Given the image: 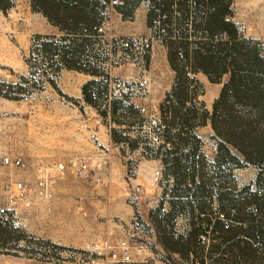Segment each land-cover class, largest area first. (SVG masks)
<instances>
[{
    "label": "trees",
    "instance_id": "trees-1",
    "mask_svg": "<svg viewBox=\"0 0 264 264\" xmlns=\"http://www.w3.org/2000/svg\"><path fill=\"white\" fill-rule=\"evenodd\" d=\"M33 1L64 29L59 37L33 36V45L49 59L53 73L66 68L101 74L98 67L88 62L92 55L99 64L100 50L91 53L87 49L99 42L94 35L102 21L100 1ZM194 1L193 9L188 0L177 1L176 20L183 27L192 10L194 27L206 29V40L163 42L168 63L175 72L174 86L165 96L172 101L164 132L170 146L160 145L156 150L151 147L155 152L151 157L161 160L162 177L171 183L163 189L158 206L148 213V220L167 251L186 256L195 252L190 250V242L196 245L198 236L211 234L212 244L206 254L211 264H264V47L237 36L233 22L225 20L230 0H206L208 8L199 20V2ZM150 2L155 4L156 0ZM173 2H162L169 17H173ZM10 6V0H0V12L5 13ZM149 14L151 21L152 11ZM24 61L30 70L29 58L24 57ZM195 72L205 74L211 83H221L222 76L228 75L210 113L199 114L193 104L185 106L195 96H190L193 79L189 77V73ZM26 82L21 76L20 83L15 85L0 83V96L22 98L30 92H23L22 84ZM82 94L88 104L105 114L106 109L101 108L108 94L106 80L88 81ZM120 106V101H112V113ZM197 118L200 124L209 122L211 137L217 142L212 160L200 149L202 143L195 133ZM118 133L122 132L111 129L115 141L120 138ZM248 166L256 169L255 179L238 187L233 172ZM165 203L168 209L163 208ZM179 215H185L189 225L185 235L174 231ZM8 229L0 227V232L10 234Z\"/></svg>",
    "mask_w": 264,
    "mask_h": 264
},
{
    "label": "rangeland",
    "instance_id": "rangeland-1",
    "mask_svg": "<svg viewBox=\"0 0 264 264\" xmlns=\"http://www.w3.org/2000/svg\"><path fill=\"white\" fill-rule=\"evenodd\" d=\"M229 7L235 19L246 26L244 37L257 41L264 47V0H231ZM2 38L9 40L8 35H3ZM8 52L0 46V54ZM17 55L29 58L30 70L23 75L27 82L22 84V87L23 92H30L23 94L18 100H8L0 96V204L3 203V185L10 178L14 183L33 184L39 163L64 162L33 158L35 151H42L44 147L55 150L57 147L54 146L57 145L51 144L49 147L48 144H43L42 129L34 127L32 106L40 103L53 105L68 100L69 97L63 91L74 84V81H70L72 85H68V81L62 76V69L58 73H53L49 59L40 54L36 44L33 45V36L29 46L20 48ZM98 56L100 57L98 68L101 71L106 54L100 50ZM151 56L153 49L147 57L133 62L132 65L140 68L139 76H145L149 80L145 102L156 104L158 99L164 96L163 93L157 94V89L167 87L171 77L160 64H155L153 68L148 66V57ZM181 60L180 57V67ZM20 77L0 68V83L15 85L20 83ZM189 77L193 79L190 96L196 95L195 101H198L202 111L210 113L212 88L220 87L228 79V75L221 79L219 85L218 83L209 85L207 82L204 84L198 76ZM152 85L155 93L150 90L148 103L149 88ZM198 95L199 100H196ZM196 132L201 138H199L202 143L201 151L205 157L212 160L217 142L211 137L213 132L209 122L205 121ZM118 134L120 138L110 148L108 164L113 158H117L124 165L126 173L124 176L121 175L120 166H117L112 179V199H106V194L99 191L97 186L103 182L100 177L106 174L108 164L101 170L90 168L82 178H75L73 175L57 177L50 198L36 197L32 200L33 215L24 218L22 228L11 229L10 234L7 231L0 232V253L10 241L19 242V246L3 252L0 264H133L122 261L119 246L123 242L130 247L131 258L138 260L139 264H211L210 258L206 257L208 247L212 244L211 234L198 236L196 245L190 242L188 244L189 247L192 246L190 250L195 252L186 256L166 250L154 225L146 216L147 212L156 208L161 201L159 198L161 194H156V191L160 190L156 189L155 184L150 187L146 181V173L144 181L137 179L138 176L140 179L143 176V173L139 172V164L142 163V166L154 163V160L148 159L155 152L146 144L125 137L122 133ZM101 150L104 148H98L93 153L85 155ZM11 152L18 153L17 155L25 162L24 169L3 165L2 159L6 156L12 157ZM76 156L79 155L73 157ZM233 173L240 187L255 179L256 169L248 166L235 169ZM66 177L67 181L60 187L62 190H59L58 194L55 193L53 191L55 184ZM124 180L129 184V192L135 187L140 188L142 193L138 201L131 202L128 191V194H124L123 187L126 185ZM161 183L164 189L170 185L171 180L162 177ZM128 205L135 209L130 219L125 215ZM167 207L165 203L163 208L168 209ZM140 213H143L145 218L143 216L138 218ZM188 227L185 215L176 217L174 231L185 235Z\"/></svg>",
    "mask_w": 264,
    "mask_h": 264
},
{
    "label": "crops",
    "instance_id": "crops-1",
    "mask_svg": "<svg viewBox=\"0 0 264 264\" xmlns=\"http://www.w3.org/2000/svg\"><path fill=\"white\" fill-rule=\"evenodd\" d=\"M102 6V21L100 25H104L105 32L111 33L115 36H131V35H143L148 31L150 24V12L149 5L150 0H123V4L113 5L109 4L110 0H98ZM11 6L5 13L0 12V46L7 49L8 54H0V68H4L10 72L23 76L28 72V66L24 61V58L19 57V51L22 47H28L32 36L34 35H49L59 37L64 33V29L59 24L53 23L34 3L33 0H10ZM199 6H197L198 20L208 8L206 0H198ZM92 7V6H91ZM197 20V21H198ZM225 20H230L235 25L237 36H245L246 26L239 23L233 16L231 7L228 6V14L225 16ZM99 25V26H100ZM244 26V32H241L240 28ZM3 35H8L9 40L3 39ZM103 41H99L94 46L87 47L91 53L95 50H103ZM104 51V50H103ZM166 47L163 43H156L153 46V56L148 57V66L151 68L155 64L162 65L163 69L170 73L171 81L167 87H159L157 94L163 93V98L158 99L156 104H159L166 94L170 92L174 86L175 72L171 69L167 59ZM89 64L94 68L98 67V62L95 61L92 55L88 57ZM101 74H90L88 72L78 71L74 69H62V76L68 81V90H64L63 93L69 97L58 104L40 103L32 106V118L34 121V127L42 129L43 144L57 145L53 149L43 148L42 151H35L33 158H42L46 161L58 160L66 161L75 155H85L93 153L98 148H111L112 144L117 143L112 138L111 129H109L103 120L98 119V116L105 115L108 110L102 106L101 109H106L105 114L99 112L95 106L88 104L82 94V87L85 83L91 80H108L110 77H123L126 79H135L139 77L140 68L135 65L127 64L122 66H110L107 56L104 57L102 63ZM190 76H198L200 81L204 84L206 82L209 85H217V83L209 82L207 76L202 72L189 73ZM227 75V74H225ZM223 75L222 78L225 76ZM221 78V79H222ZM108 82V81H107ZM224 83V82H223ZM219 85V83H218ZM223 85V84H222ZM212 88L211 105L218 97L221 87ZM109 87V85H108ZM150 90H153V85L149 88L148 103L150 97ZM162 94V95H163ZM196 96V95H195ZM199 95L196 100H199ZM9 100V99H8ZM206 101V99H205ZM193 106L200 114L203 110L198 103L194 102ZM208 110V109H207ZM105 111V110H104ZM138 114L136 112H130L128 117H122L118 119L114 117L117 123H123L125 126L130 125ZM200 119L197 118L195 127L199 128ZM205 125V124H204ZM116 131H123L116 129ZM197 133V132H196ZM39 135V134H38ZM199 136V135H198ZM200 138V136H199ZM201 139V138H200ZM12 157H19L15 152H11ZM112 160V159H111ZM148 160H154L152 164H139V172L143 173L142 179L137 177L138 180L144 181L145 173L147 182L150 187L155 184L156 194H161L162 198V172L163 165L159 158L150 157ZM105 169V175L101 176L102 183H98L99 191L106 194V199L111 200L113 194L112 179L114 178V172L119 165V173L124 176L126 169L124 165L117 158H113ZM5 168V167H4ZM7 168V167H6ZM75 177V176H73ZM77 178V177H75ZM82 178V177H78ZM144 179V180H143ZM69 180V179H68ZM67 181V177L59 180L54 186L55 193H59L62 190L60 187ZM125 186L123 187L124 194L129 192V184L127 180H124ZM145 186V185H144ZM148 190L147 186H145ZM135 209L128 205L126 210V218H132ZM148 213L146 216L148 217ZM145 218L143 213H140Z\"/></svg>",
    "mask_w": 264,
    "mask_h": 264
},
{
    "label": "built area",
    "instance_id": "built-area-1",
    "mask_svg": "<svg viewBox=\"0 0 264 264\" xmlns=\"http://www.w3.org/2000/svg\"><path fill=\"white\" fill-rule=\"evenodd\" d=\"M164 0H156L155 4L150 2L149 12L153 15L148 27V31L143 35L115 36L105 32L104 25L95 28L94 37L103 41V50L108 58L110 66H122L132 64L135 61L144 59L152 51L154 44L163 43L166 40H187L194 42L206 40L207 32L204 28L194 27L193 12L188 17L183 27H180L176 20L177 1L173 0V17H169L163 10ZM231 1V0H230ZM189 6L193 9L196 6L194 0H188ZM109 4L120 5L123 0H110ZM244 32L245 27L240 28ZM224 36V35H223ZM108 94L103 107L108 112L98 119L103 120L109 129H120L123 135L130 139L149 145L155 150L160 146L169 147L170 143L164 138V132L167 129L166 120L170 118L168 106L172 103L164 99L159 104H147V88L149 80L145 76H139L135 79H126L123 77L108 78ZM118 100L121 106L114 113L111 111V103ZM195 97L185 102L188 107L194 104ZM130 112H136V118L130 125L117 123L115 118L122 119L128 117ZM176 130V129H174ZM110 149L106 148L91 155H79L64 162L58 163H39L36 167V176L33 184L14 183L10 178L3 185V203L0 204V227H6L18 230L23 227L24 218L32 216L31 202L34 198L48 199L52 195V187L57 177L73 175L83 177L85 173L93 168L101 170L108 164L110 159ZM3 165L11 168L24 169L25 162L18 157H4ZM101 182L100 179H98ZM142 191L135 187L129 192L131 202L140 199ZM203 237V236H200ZM19 246V242L12 240L7 247L0 253V262L3 252H8L14 247ZM122 261L139 264L138 260L131 258L130 247L125 243L119 246ZM144 263L143 261H140Z\"/></svg>",
    "mask_w": 264,
    "mask_h": 264
}]
</instances>
